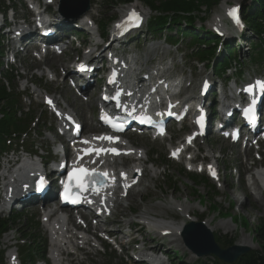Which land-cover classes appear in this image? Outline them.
I'll list each match as a JSON object with an SVG mask.
<instances>
[{
  "label": "rangeland",
  "instance_id": "rangeland-1",
  "mask_svg": "<svg viewBox=\"0 0 264 264\" xmlns=\"http://www.w3.org/2000/svg\"><path fill=\"white\" fill-rule=\"evenodd\" d=\"M0 2L3 4L0 5V11H2L3 8H5L7 5L11 4L9 0H0ZM253 2L254 0H224L220 4V6L215 8V10L213 11V16L211 17L210 22L213 21L216 14L226 16V13H223L226 5L242 4V6L245 7L244 9H247L249 6L253 5ZM126 3V0H92L93 10L91 16L94 17L96 22H100L102 20V24H110L111 27V24L119 19L122 11L128 7L125 6ZM12 4H15L18 9H21V3L19 2V0H15L14 3L12 2ZM58 5L59 2L53 6V9H57ZM132 5L142 7L145 11V14L148 17L150 16L151 13L146 10L148 6L143 7V5L138 2H132ZM203 10L204 13H207L205 8H203L202 11ZM204 15L205 14H200L199 17L203 18L205 17ZM224 20L226 21V17H224ZM194 25L196 30L201 29V22H195ZM207 25L208 24L203 26V30L201 29L202 32H210L212 26L207 28ZM245 35L247 42H245L244 44H241L238 41L234 40L229 41L231 42L230 44H232V46L237 50V56L239 57V60H242L243 62H246V60L249 58L250 53L249 48L246 46V44H253V42L257 43L251 32H246ZM141 40L142 41L139 46L137 45V49H144L146 53H148V51L150 50L157 49V52L147 55L151 60H154L155 62H164L165 64H167V66H169L171 70L172 65L174 64L175 73H184L187 77V81L190 79L194 81V84L190 87V90H192L193 94H195L196 91L199 90L201 80L205 78L206 75L213 76L212 71H206L202 65L195 66L190 62L189 59L185 58L184 55L177 54L178 51L176 49L170 50L169 48H167L165 43L163 41H160V36L149 35L147 36V41H143V38ZM88 41L91 42L92 39L89 38ZM88 41H86L87 45L89 43ZM135 44H137V41L131 43V45L129 46V48L131 49L129 50L135 52L136 49H133V46ZM2 45H7V42L5 41ZM78 48L79 44L73 43V48L71 50H68L67 54L64 57L58 58L57 60L48 59L45 64L46 66H43L42 64L38 65V63L32 61L29 56H25L24 54L22 55V61L17 63L15 65V68L13 69H6V65L3 64V66L0 68V86H2V83H5L8 87L7 90L9 94L13 96V98L17 101L18 106L16 107V110L19 119H23V112H28L29 110L30 113L34 112L36 114V118L42 115L41 107L38 106V104H35L33 101L34 97L29 98L31 96L30 92L33 91L35 87L30 85L29 88L31 89V91H27L24 93L26 83L31 82L32 78H34L32 83H35L36 87H40L52 93L57 91L65 98V100L67 99L66 101L69 102L70 105L75 106L76 111L79 113V116L84 118L87 124H91V120L93 119V117L90 113H88V107H90L91 105H88L87 107L84 102H82L78 98L72 97L63 87L59 85L47 84L45 80L40 79L41 72L35 71V68H38L40 66H42V68H53L56 72L59 71V68H61V66L64 67L65 65L66 68V65H70L76 60L77 55L75 54V50H77ZM180 51H183L184 53L187 52L186 42L181 46ZM169 57H171L173 62L170 61ZM0 62H2L1 58ZM263 68L264 66L260 70H258L259 68H255L252 70L246 69L244 75V83H247L249 81V77L251 75L252 77H254V75L256 74L263 75ZM7 70L9 72H6ZM58 75H61L60 71ZM9 78L12 79V81ZM41 92H43V90H41ZM91 95V104H96V102L98 101V91H91ZM16 96H18L19 98ZM22 96H25L27 99H24L25 101H22ZM61 103L65 104V101L62 99ZM92 110L97 114L96 106L92 108ZM85 111H87V113ZM13 114H15V112H12V115ZM96 118V115H94V119ZM47 121L48 118L45 117V115H42V121L40 122L41 125L39 124V126H36L37 128H35V132H33L29 137L30 143L39 145L41 143H51L54 140V137L46 130L50 127L47 126V128L44 129V123ZM91 125L95 128L93 124ZM171 130L174 131V134H177L176 137L181 138L182 134L179 132V126L171 127ZM129 140L135 146L145 148L147 152L150 150L156 151L157 156L154 158V160H157L159 163L164 165L163 158L167 154V152L160 148V146H153L150 142L142 140L140 138L131 137L129 138ZM200 145L205 150H215L217 153L215 154L216 157L219 154L220 150H222L223 153L229 155V157L223 159V161H221L220 163L223 169L226 168L227 170H229L234 165L242 166V164H245V156L241 154V151L239 149H236V151H234V147H232L228 142L218 143L217 141H213L210 144L201 143ZM232 151H234L233 155H231ZM252 158L253 160H255L253 156ZM163 168L166 171L165 174H167V176L165 177L164 175H159V186L157 187V189L155 188V183L151 181V179H147L143 183V189L150 192L149 199L145 198V201H142L141 197L137 195L133 209L138 210L139 213H143V215L145 214V212H153L152 214H154L155 216L163 217L162 219L167 223L174 226L175 228H178L180 227L179 225L183 224V218L181 215L183 212V208H188L192 212L191 219L196 220L197 223L204 221L207 228H209L210 226L217 229V232H215L214 236L217 237V244L221 249H227L231 247V245H229L231 242L234 247L236 246L241 248H248L249 251L259 250V246L255 236V229L260 220L264 219V197L263 199L260 198V195L257 191L253 190L252 196L251 198H249L250 196L248 195V191L245 189L246 186L242 185L239 187V185L235 184L234 186L236 188V192H234L230 187H228V185H230L232 181L230 180V178H227L226 189L219 190L216 188V193L212 194L216 195V200L212 202V197L211 195H209L211 194V192L209 193V191L212 190H209L206 186H200L199 188H196L197 192L195 193L193 184L188 179L181 177V175L179 174L180 170L177 165L171 163L169 166L164 165ZM248 168L249 164H245V169L247 170ZM160 172H162L161 169L156 172L154 171L153 173H156L158 175ZM169 176L170 178H178L179 191H174V188L173 190H170L168 188L169 184L166 183ZM260 200H262L261 206L258 204ZM211 204H214L217 207L218 211L214 212L211 208ZM177 209H181V214H179ZM33 210H35V213H33L32 209L28 210L25 213L27 216L23 218L24 223L30 222L33 218H36L35 221L39 222L41 217L39 209L35 208ZM196 221L194 223H196ZM187 223L189 222L187 221ZM224 228L229 229L230 233L224 234ZM186 230L187 227H184L183 232L185 233ZM199 231L204 232L202 231V229H200ZM23 234L24 233H21L19 231L8 233L1 241L0 250L5 251L6 255H8V247L17 246L18 244H20L23 239ZM38 234L42 235L43 237H47L40 224ZM119 235H121V233H117V236ZM148 239L149 238L147 237V240ZM244 242H246V246L239 245L244 244ZM146 244L147 246L149 245L153 248H157L160 245V243L157 244L154 242H149ZM165 246L167 248L170 247V250L173 254L172 257L176 259L175 264H195L199 261L194 255H192L185 249L182 239H179L178 243H174L173 245H171V242L170 244L166 242ZM161 248L162 244L158 249ZM166 253H170V251L166 250ZM115 255L116 254H112L110 259H108L107 257L98 259V262L99 264H108L112 260V257ZM202 260L207 261L208 259L206 258Z\"/></svg>",
  "mask_w": 264,
  "mask_h": 264
},
{
  "label": "trees",
  "instance_id": "trees-1",
  "mask_svg": "<svg viewBox=\"0 0 264 264\" xmlns=\"http://www.w3.org/2000/svg\"><path fill=\"white\" fill-rule=\"evenodd\" d=\"M123 1V0H120ZM133 0H126L131 2ZM145 6H148L150 10L155 14V23L150 27L151 31L162 32L168 28L169 25H175L181 21H186L189 25L195 23L200 19V14L209 15L210 12L217 6L221 0H138ZM205 8L207 13H204ZM245 20L252 34L261 40L262 26L260 21L264 20V0H254L253 5L249 6L248 10L244 12ZM204 19V18H201ZM108 24L102 26V30L107 29ZM169 29V28H168ZM184 37L191 35L192 33L184 32ZM193 44L211 46L212 41L203 40L199 37L193 38ZM254 52H257V47ZM260 52V51H259ZM258 53V52H257ZM214 56V50L210 52H200L199 58L201 60H207L208 57ZM219 70H222L220 67ZM10 94H8L5 86H0V149L5 148V138L11 137L15 132H20L26 129L30 122V117L22 121L17 119V114L12 115L14 102ZM24 126V128L22 126ZM197 184L196 180H193ZM199 184V183H198ZM197 184V185H198ZM200 185V184H199ZM198 185V186H199ZM201 186V185H200ZM179 191V190H178ZM195 193L197 192L194 190ZM213 210H217L215 206ZM10 224H16V219L9 221L0 220V237L10 228ZM255 236L259 246V250L251 251L243 256L237 264H264V220H260L255 229ZM30 237V236H27ZM229 245H233L231 242ZM217 264L219 263L216 260ZM0 264H2V255L0 253Z\"/></svg>",
  "mask_w": 264,
  "mask_h": 264
},
{
  "label": "water",
  "instance_id": "water-1",
  "mask_svg": "<svg viewBox=\"0 0 264 264\" xmlns=\"http://www.w3.org/2000/svg\"><path fill=\"white\" fill-rule=\"evenodd\" d=\"M68 1V0H67ZM71 1V0H69ZM78 6H85L87 11L89 0H73ZM73 14H69V16ZM202 229L201 232L199 231ZM184 238L188 248L200 257L216 256L222 261L233 264L239 257L249 252L248 248L232 247L226 251L221 250L215 243L214 236L202 224H191L187 227Z\"/></svg>",
  "mask_w": 264,
  "mask_h": 264
},
{
  "label": "bare ground",
  "instance_id": "bare-ground-1",
  "mask_svg": "<svg viewBox=\"0 0 264 264\" xmlns=\"http://www.w3.org/2000/svg\"><path fill=\"white\" fill-rule=\"evenodd\" d=\"M137 6V5H136ZM134 9H135V7H134ZM73 22V21H72ZM139 46V45H138ZM97 52H98V58H100L102 55H103V53L105 52V50H104V48H98L97 49ZM176 87H177V85H176ZM91 107V106H90ZM257 188H259V186L257 185ZM262 198V197H261ZM263 199V198H262ZM261 201L262 200H260V202L258 203L260 206H261ZM244 211V210H243ZM153 212H148L147 214H145L147 217H150V218H163V217H161V216H155L154 214H152ZM191 210H189L188 208H183V212H182V218H183V224H181V225H179L180 227H178V228H175L174 226H172V225H169V226H167L168 228H166L165 230H168L169 231V233H170V236L169 237H171L170 238V242H171V244L172 243H178V236H179V234L181 233V231L183 230V227H184V225L186 224V221H188L190 218H191ZM51 217H53V215L51 216ZM197 218V217H196ZM207 224V223H206ZM57 225H58V223H57ZM56 225V226H57ZM60 225V224H59ZM128 226L129 227H131V224H128ZM183 226V227H182ZM208 226V225H207ZM64 228V226H62V229ZM225 229V232H224V234H229L230 233V230L229 229H227V228H224ZM164 230V231H165ZM209 230L210 231H212V233H215V232H217V229H215V228H213V227H210L209 226ZM117 233H121V231L120 230H117L116 231V233H115V235L117 236ZM138 233H140V234H142L143 235V237H144V242L145 243H149V242H156V240H153V239H148L147 240V236H146V233H145V229L144 228H142V229H140L139 231H138ZM155 235H156V237H158V238H160L159 237V235L157 234V232H155ZM161 239H162V237H161ZM146 240V241H145ZM73 241H75L74 240V237H72L71 238V240L69 241V243L70 244H72L73 243ZM240 246H246V242H244V244H239ZM143 246L144 247H146L147 246V244H143ZM160 246H161V244L157 247V248H154L153 250L154 251H156V250H158V248H160ZM144 251H149V249H147V248H145L144 249ZM58 258H60V256L58 257ZM58 263H60V260H58Z\"/></svg>",
  "mask_w": 264,
  "mask_h": 264
},
{
  "label": "snow or ice",
  "instance_id": "snow-or-ice-1",
  "mask_svg": "<svg viewBox=\"0 0 264 264\" xmlns=\"http://www.w3.org/2000/svg\"><path fill=\"white\" fill-rule=\"evenodd\" d=\"M235 11H236V10H233V12L230 13V15H233V16H234V18L236 19V23H237V25H238L239 27H243V25L241 24V22H240L238 16H235ZM131 16L136 17V19H140V17L138 16V14L135 13L134 11H133V13L131 14ZM257 83L259 84V86H260V88H261V91L264 92V81H260V82H257ZM254 87H255V86H250L249 89H248V91H254ZM48 102H49V104H52V101H51V100H49ZM249 111H251V109H249ZM69 119H71V118L69 117ZM98 139H108V140H112L113 138H112V137H99ZM85 143H88V142L85 141ZM86 151H88V150H86ZM93 151H95V150H93ZM98 151H105V150L100 149V150H98ZM111 151L116 152L117 150H116V149H111ZM89 171H90V170H88V169H83V168L80 169V173H81L82 175H87V174L89 173ZM104 175H107V174H104ZM77 179H79V177H77ZM81 186H83V185L81 184Z\"/></svg>",
  "mask_w": 264,
  "mask_h": 264
}]
</instances>
